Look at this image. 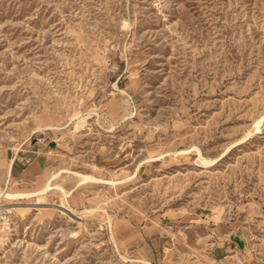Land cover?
I'll use <instances>...</instances> for the list:
<instances>
[{
	"label": "rangeland",
	"instance_id": "1",
	"mask_svg": "<svg viewBox=\"0 0 264 264\" xmlns=\"http://www.w3.org/2000/svg\"><path fill=\"white\" fill-rule=\"evenodd\" d=\"M68 169L0 264H264V0H0V190Z\"/></svg>",
	"mask_w": 264,
	"mask_h": 264
},
{
	"label": "bare ground",
	"instance_id": "2",
	"mask_svg": "<svg viewBox=\"0 0 264 264\" xmlns=\"http://www.w3.org/2000/svg\"><path fill=\"white\" fill-rule=\"evenodd\" d=\"M46 129H54V127H47ZM40 130H41L40 128L35 129L32 133H37ZM194 150L198 154L197 162H199L202 166L210 167L211 165H214L216 163V159L209 160V159L205 158L198 148H194ZM16 159H17V156H14L8 162V166L6 169L7 178L11 179V177H12L13 163ZM79 172L70 171L69 169L68 170H61L58 172L56 171L55 173L51 174L47 178L46 182L44 183V185L40 189H38L36 191H32V192L12 191L9 189V186H7L6 188H3L2 190H0V199L9 200L10 202L15 204V208L17 210H22V211L35 208L34 210L40 211V213H41V211L46 206L44 208H42V207H37V206L32 207L29 205H38V206L49 205L50 207H47L46 210L56 211L57 213H59L58 215L69 217L71 220L77 219V220H79L78 223L82 224L81 221L83 220L82 219L83 215L86 213H90L91 211L86 209L85 211L80 212L79 210L76 209L77 205H76L74 197H73L76 189H74V188L73 189H66L59 182V179L61 177H63V174H68V176H65V177H69V176L77 177L78 178V180L76 182L77 188L82 186V185L89 184V183L117 186V181L100 178V177H97V175H93V174H81ZM84 187H86V186H84ZM51 194H59L61 197L60 201L48 200V197ZM24 201H29V202L34 201V203H32V204L28 203L27 204L28 206H23ZM107 219H108L107 220V227L110 230V234H111L110 239L116 244V238H115V234L113 231L112 217L108 215ZM74 234H76V233H72V235H74ZM148 264H150V263L148 262Z\"/></svg>",
	"mask_w": 264,
	"mask_h": 264
},
{
	"label": "built area",
	"instance_id": "3",
	"mask_svg": "<svg viewBox=\"0 0 264 264\" xmlns=\"http://www.w3.org/2000/svg\"><path fill=\"white\" fill-rule=\"evenodd\" d=\"M3 200L5 199H0V236L7 237L8 235H12L15 230L17 222L15 211L17 209L14 203Z\"/></svg>",
	"mask_w": 264,
	"mask_h": 264
},
{
	"label": "crops",
	"instance_id": "4",
	"mask_svg": "<svg viewBox=\"0 0 264 264\" xmlns=\"http://www.w3.org/2000/svg\"><path fill=\"white\" fill-rule=\"evenodd\" d=\"M15 164H16V160L14 161V163H13V168H12V171L14 170V166H15Z\"/></svg>",
	"mask_w": 264,
	"mask_h": 264
}]
</instances>
